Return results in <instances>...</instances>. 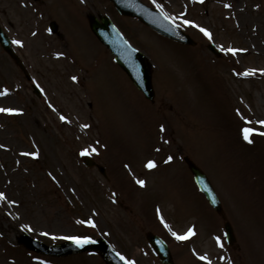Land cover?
I'll return each instance as SVG.
<instances>
[{"label":"rangeland","instance_id":"1","mask_svg":"<svg viewBox=\"0 0 264 264\" xmlns=\"http://www.w3.org/2000/svg\"><path fill=\"white\" fill-rule=\"evenodd\" d=\"M141 1L159 8L195 47L173 46L118 16L107 0H0V26L31 77L0 47V93L8 90L0 107L21 110L0 112V192L7 197L0 201V228L8 240H0V264H103L89 254L39 257L12 244L23 232L46 244L65 236L103 238L134 264H160L146 244L148 232L166 241L174 264H207L200 255L211 264H264V137L252 136L249 146L242 134L244 127L264 132L257 123L264 120V0ZM93 14L108 15L151 60L152 102L93 38ZM184 20L207 28L212 39ZM51 21L56 33L49 31ZM85 149L105 167L104 179L81 164ZM168 156L173 160L165 163ZM184 156L220 196L236 251L194 188ZM149 159L154 169L145 167ZM187 227L196 235L176 240L172 232ZM219 230L223 248L215 240Z\"/></svg>","mask_w":264,"mask_h":264},{"label":"water","instance_id":"2","mask_svg":"<svg viewBox=\"0 0 264 264\" xmlns=\"http://www.w3.org/2000/svg\"><path fill=\"white\" fill-rule=\"evenodd\" d=\"M118 11L127 16H132L138 18L144 25H147L153 28L155 31L160 32L163 35H167L168 37L185 42L190 43L189 39L177 31L173 25H171L167 20L159 14L158 11H154L146 8L142 4H140L137 0H111ZM90 26L93 33L97 36V38L108 46V48L112 51V53L116 56V61L118 64L125 70L128 74L129 78L133 81V83L144 92L146 97H152V90L150 86V75L148 70V65L146 64V59L143 55L139 54L135 50H133L123 39V37L119 34V32L114 28L111 22L107 18H101V23H98L93 17L90 21ZM0 44L3 49L11 55V57L17 61V58L11 52L10 42L7 37L1 32L0 29ZM190 170L194 175V179L198 184L199 188L205 194L206 199H208L211 204L217 209L219 207L218 201L214 192L209 188V184L207 179H205L203 173L193 165L192 162L186 160ZM23 242L30 250H35L38 252H49L50 249H46L38 243L32 242L27 238L23 239ZM151 243H158L157 240L151 238ZM69 245V244H67ZM85 250H96L101 254L106 256V260L108 264H124L121 260H119L116 256H113L107 248H105L101 243H89L88 246H83L79 249L74 247L64 248L59 252H52L58 255H66L73 252L85 251ZM108 257V258H107ZM161 259L165 264H169L168 258L165 252L161 253Z\"/></svg>","mask_w":264,"mask_h":264},{"label":"snow or ice","instance_id":"3","mask_svg":"<svg viewBox=\"0 0 264 264\" xmlns=\"http://www.w3.org/2000/svg\"><path fill=\"white\" fill-rule=\"evenodd\" d=\"M200 2L202 3L203 0H200ZM153 3L155 4L156 3V0H153ZM159 6V5H158ZM227 6V5H226ZM167 18V17H166ZM185 24H189V25H192L194 27H197L199 28V30L209 39L211 40L212 39V33L207 29V28H203V27H200L199 25H195L192 21L190 20H184L183 21ZM49 31H51V29H49ZM35 35V33H33ZM16 44H21V41L19 40H16L14 41ZM222 51H226L227 53H231L233 55H235L237 53V51H239L238 49H235V48H228V49H221ZM57 55H62V53H58ZM256 70H252L251 72H245V73H242V75H251L255 72ZM262 72H264V70H261ZM73 80H76V77L73 76L72 77ZM7 89L4 90L3 93H0V95H3V94H6L7 93ZM0 112H4V113H9V114H20L21 110L20 109H15V108H7V107H0ZM60 119L62 121H65L67 122L68 121V118L64 115H61L60 116ZM248 123H251L250 121H248ZM257 123H259L260 125L264 126V120H259L257 121ZM83 127L87 128L89 127V125L85 124L83 125ZM160 130L161 131H164V126L161 125L160 126ZM257 131L256 129L254 128H251V127H244L242 129V134H243V139L245 141H247L248 143H252V139L250 138L251 137V134L253 132ZM260 135H264V132H259ZM0 147H4L3 145H0ZM159 151V149H157ZM87 149H85L81 155H85L87 154ZM93 151H95L93 149ZM22 155H25V156H32L34 158L38 157V153L37 152H25V153H22ZM173 160V157L172 156H168L167 157V160L165 161V163H168V162H171ZM125 167H127V165H125ZM145 167H147L148 169H154L156 167V162L152 159H149L145 165ZM54 178V177H53ZM136 183L138 185H140L141 187H144L145 186V181L142 180V179H137L136 180ZM7 197H6V194L3 193V192H0V201H3V200H6ZM12 203H15V201H12ZM159 212V210H157ZM161 219V222L162 223H165L164 222V219L163 217L161 216L160 217ZM81 223H84V221H81ZM87 223L92 226V227H95V224L92 222V221H87ZM165 227H169V225L167 223H165ZM25 228L27 230H30L28 229V226H25ZM171 230V229H170ZM44 235H48V233H44ZM172 235L175 237L176 240L178 241H185V240H188L189 238L193 237L196 235V232L194 230V228H189L187 229V231L184 233V234H178L176 232H172ZM56 237H53V239H55ZM62 239H65V240H71L72 242H74L75 244L79 245V246H82L84 244H87V243H92V239L91 237H81V236H65V237H62ZM215 240H216V243L221 247L223 248V243L221 242V237L220 236H216L215 237ZM117 255L120 257L121 260H125V257L122 256L120 253H117ZM201 261H206L207 264H211V260L206 256V255H200L198 257ZM126 264H134V262H131V261H126Z\"/></svg>","mask_w":264,"mask_h":264},{"label":"bare ground","instance_id":"4","mask_svg":"<svg viewBox=\"0 0 264 264\" xmlns=\"http://www.w3.org/2000/svg\"><path fill=\"white\" fill-rule=\"evenodd\" d=\"M85 1V0H84Z\"/></svg>","mask_w":264,"mask_h":264}]
</instances>
